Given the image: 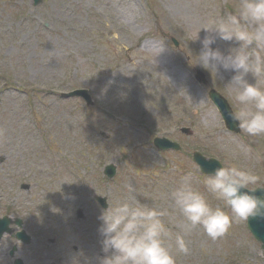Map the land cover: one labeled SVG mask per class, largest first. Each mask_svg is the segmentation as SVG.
<instances>
[{
	"label": "rangeland",
	"instance_id": "obj_1",
	"mask_svg": "<svg viewBox=\"0 0 264 264\" xmlns=\"http://www.w3.org/2000/svg\"><path fill=\"white\" fill-rule=\"evenodd\" d=\"M237 2L0 0V217L23 219L32 237L25 244L3 234L0 264H97L105 208L94 195L107 205L134 197L157 206L174 239L182 217L169 193L184 175L192 174L213 206L225 207L208 193L195 150L251 167L264 181V159H257L264 138L228 131L207 92L219 89L237 111L226 87L235 73L195 65L209 35L202 30L194 40L199 28L210 14L234 12ZM238 46L218 38L212 45L225 54ZM199 69L206 85L197 82ZM248 80L255 83L251 74ZM76 88L89 89L94 102L61 95ZM158 135L183 149L154 148ZM252 236L245 222L216 241L195 228L186 237L190 252L177 264H230L238 257L264 264Z\"/></svg>",
	"mask_w": 264,
	"mask_h": 264
},
{
	"label": "clouds",
	"instance_id": "obj_2",
	"mask_svg": "<svg viewBox=\"0 0 264 264\" xmlns=\"http://www.w3.org/2000/svg\"><path fill=\"white\" fill-rule=\"evenodd\" d=\"M207 35L196 57L199 65L211 73L221 69L235 74L226 85L238 110L231 119L250 138H264V0H238L234 12L210 14L199 28ZM220 39L235 40L227 54L212 45ZM192 63V60H191ZM251 74L255 83L248 80ZM257 159L264 156L257 154ZM260 177L251 167L232 164L215 169L203 181L208 193L225 207L213 206L208 196L193 185L192 174L184 175L169 193L174 209L182 220L181 228L170 239V231L157 206L134 197L108 199L98 229L103 256L97 264H177L179 254L188 255L190 236L195 228L212 241L225 236L234 223L264 218V199L252 190ZM247 190V191H246ZM78 264V262H77Z\"/></svg>",
	"mask_w": 264,
	"mask_h": 264
},
{
	"label": "water",
	"instance_id": "obj_3",
	"mask_svg": "<svg viewBox=\"0 0 264 264\" xmlns=\"http://www.w3.org/2000/svg\"><path fill=\"white\" fill-rule=\"evenodd\" d=\"M41 0H34V5L38 4ZM224 113V116L227 120V124L229 126H231L233 129L238 130V122H234L231 119V112H229L226 108L223 109L222 111ZM164 140L163 139H158L157 143L162 145L164 144ZM198 161H200V163L202 164L201 166L203 167L205 172H214L215 169L214 167L212 168H205L206 165H208V161H206L204 158H197ZM218 165V164H217ZM209 166V165H208ZM218 167H220L218 165ZM254 195H256L257 197L264 199V187L263 188H258L257 190H255ZM0 222L5 223V225H7L8 219L4 218L2 220H0ZM249 227L251 228V230L254 232V234L263 241V247H264V218L257 216L255 218H251L249 219Z\"/></svg>",
	"mask_w": 264,
	"mask_h": 264
}]
</instances>
